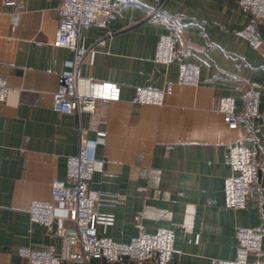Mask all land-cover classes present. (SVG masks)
<instances>
[{"label": "crops", "instance_id": "obj_1", "mask_svg": "<svg viewBox=\"0 0 264 264\" xmlns=\"http://www.w3.org/2000/svg\"><path fill=\"white\" fill-rule=\"evenodd\" d=\"M108 1L107 24L87 25L79 38L78 89L95 109L60 114L52 97L74 57L53 44L61 0H17L14 8L0 0V77L9 87L0 101V264H28L20 248L61 251V234L74 225L70 204L56 206L51 229L28 209L51 202V182L67 179L66 160L81 147L95 160L88 188L98 198V235L128 243L168 230L172 252L164 262L83 261L73 247L62 264H215L235 257L240 226L261 231L264 259V18L237 0ZM169 33L174 57L161 64L157 41ZM182 63L199 67L197 86L180 83ZM168 82L161 105L131 102L135 86ZM249 91L256 113L246 116ZM221 97L233 98L237 125L216 110ZM231 144L246 147L256 169L241 209L225 205Z\"/></svg>", "mask_w": 264, "mask_h": 264}, {"label": "built area", "instance_id": "obj_2", "mask_svg": "<svg viewBox=\"0 0 264 264\" xmlns=\"http://www.w3.org/2000/svg\"><path fill=\"white\" fill-rule=\"evenodd\" d=\"M6 7L14 8L17 0H2ZM248 9L256 20L264 18V0H237ZM108 0H61L57 9L59 24L53 44L73 51L74 57L69 69L63 73L60 87L53 93L52 108L60 114L73 112H93L94 97L78 89V70L84 57L79 46L81 30L90 24L105 26L110 17ZM153 15H157L156 12ZM174 37L161 34L156 45L154 60L169 64L174 57ZM179 81L185 85L197 86L200 81V70L197 65L182 63L179 68ZM9 91L6 80L0 77V101ZM172 91V84L166 83L163 88L135 86L133 103L161 105L165 94ZM229 126H235L242 119L235 113L232 97L218 98L215 104ZM256 113V94L247 93L246 116ZM227 159L230 174L224 179L225 205L230 209H241L247 204L253 189L255 165L250 159L249 150L241 145L231 144L228 147ZM95 160L84 147L66 160L67 179H54L51 182V202H33L28 213L32 221L52 228L57 218L56 206L70 204L72 227L64 228L62 248L57 253L54 247L20 248L18 253L28 264H62L71 256L73 247H78L80 259L102 257L116 261L128 257L137 261H167L171 255V234L168 230H159L154 234L141 233L128 243H114L107 237L99 236L96 222L98 198L88 188V181L94 169ZM237 247L233 259H215V264H248L249 255L257 253L255 264H264L259 255L262 245V233L249 227L236 228Z\"/></svg>", "mask_w": 264, "mask_h": 264}]
</instances>
